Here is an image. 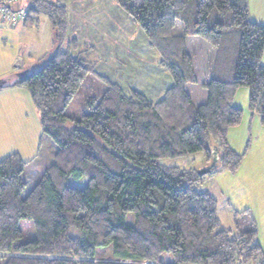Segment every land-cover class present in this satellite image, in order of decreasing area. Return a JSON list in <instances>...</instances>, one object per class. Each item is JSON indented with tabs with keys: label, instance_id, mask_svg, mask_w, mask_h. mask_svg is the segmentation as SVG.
Returning a JSON list of instances; mask_svg holds the SVG:
<instances>
[{
	"label": "trees",
	"instance_id": "1",
	"mask_svg": "<svg viewBox=\"0 0 264 264\" xmlns=\"http://www.w3.org/2000/svg\"><path fill=\"white\" fill-rule=\"evenodd\" d=\"M113 1L144 31L173 84L152 103L96 76L103 87L84 99L80 117L70 116L67 105L95 73L93 52L71 53L76 43L67 37L65 5L19 0L28 5L26 25L48 17L52 50L35 70L10 73L4 87L27 89L56 151L25 196L28 161L17 152L0 159V254L15 253L0 255V264H97L87 258L107 245L113 259L130 260L116 264H165L163 253L172 256L166 264H264L254 220L237 223L248 209L233 210L235 233L220 229L217 199L195 188L207 174L161 162L195 152L210 160L216 147L218 165L210 173H236L246 151L230 146L227 131L242 117L232 104L239 87L248 89L249 108L264 126V26L250 19L247 0ZM176 21L184 25L180 36L172 33ZM186 35L217 47L215 69L203 84L207 99L196 107L185 90L195 82ZM82 177L84 187L68 183ZM21 219L31 221L32 238L22 239Z\"/></svg>",
	"mask_w": 264,
	"mask_h": 264
},
{
	"label": "rangeland",
	"instance_id": "2",
	"mask_svg": "<svg viewBox=\"0 0 264 264\" xmlns=\"http://www.w3.org/2000/svg\"><path fill=\"white\" fill-rule=\"evenodd\" d=\"M139 2L140 0L137 1V4H139ZM40 19L42 20L39 22V36L37 37V41H34L35 43H33V45L30 42H24L25 37L21 31L12 33L6 29L0 28V79H4V81H6L7 76L13 72L25 69L30 71L35 70L41 66L42 57H45L51 52L52 47L50 46L49 51L44 53V55L41 54V58H39L36 63L29 66L26 65L33 60L37 54L36 52L44 50L45 47L43 46L49 42V39L52 40L46 26L47 23L50 22L48 21V17L46 15H40ZM180 23L182 25L179 27L180 29L182 27L183 34V23L181 21H176L175 24ZM48 25H50V23ZM188 36H194L195 38L190 40L192 42L191 44L188 43L187 46L186 38ZM184 39L185 51L190 57L192 70L197 75L195 77V82L190 80L186 82L185 90L189 95L191 105L196 107L199 104L204 103L207 99V90L203 87V84L207 82L204 76L212 75V72L215 69L217 47L211 45L209 42L196 35H186ZM76 49L77 52L81 50L78 45ZM91 57L96 59L95 54H92ZM17 61L19 64L24 63V66L20 67V70H12L13 63H17ZM159 66L163 71H166L169 74V72L160 64ZM102 87L103 83L100 79H98L95 75L88 74L67 105L65 109L66 113L72 117H80L85 110L84 99L87 98L88 95L97 94ZM241 89H245L246 91L248 90L246 87H239L237 89L238 92L236 91L232 98V104H238L240 106L239 108L242 109V117L238 125L232 126L228 129L227 139L230 140L229 137L231 136V139L235 140L238 133H240V135H243V133L245 134L244 139L240 136L237 141H231V147L236 152L245 153L246 151L245 156L247 154L249 155V153H254V173H250L246 176L244 173H241L238 177H245L242 178L241 181H238L237 177L230 176L231 173L229 172L231 181L228 182L226 187H223L220 185L219 178L209 182L210 175L212 174L209 172L210 174L207 173V175L201 179L199 184L195 185V188L198 191L206 190L217 199V215L220 221V229H231L234 231L233 233H235V222L233 220L234 216L232 215V212L233 210L242 211L244 208H247L248 212L244 213L243 216H238L237 223L239 224V227L242 228L244 225H251L253 219L257 229V240L264 250V137L260 135V132L256 131L255 125L253 121H251V113L248 112L253 111L249 108V92L247 96L246 92ZM165 92L156 100H153L152 103L161 99ZM250 121L251 124L249 123ZM251 131L253 133H257L255 135H251ZM55 151V143H53L47 135L41 132L39 112L32 104L27 89L19 86L1 87L0 159L4 158L11 152H17L20 154L22 159L28 161L22 173L26 183L22 196H25L29 192L35 182L39 179L46 166L53 161ZM210 161L211 157L209 160L203 152H195L180 157L164 158L161 160V162L166 165H175L180 168L187 169L193 168L196 171L207 166ZM222 178H224V176ZM86 182L87 180L84 177L80 179L69 178L68 180L70 185L77 187H84ZM233 182H235L234 186L232 185ZM227 213H230V215H227ZM132 221V215H127V222ZM19 227L21 229L22 239L26 240L34 236V229L30 220L21 219L19 221ZM0 255L15 256V253H2ZM78 259L79 258L77 257L72 258V260ZM87 259L97 262V264L130 262V260L120 261L113 259L111 245L98 247L95 257ZM161 261L165 264L169 263L172 261V256L168 253H163L161 254ZM144 263L149 264L151 262ZM152 264L158 263L152 262Z\"/></svg>",
	"mask_w": 264,
	"mask_h": 264
},
{
	"label": "crops",
	"instance_id": "3",
	"mask_svg": "<svg viewBox=\"0 0 264 264\" xmlns=\"http://www.w3.org/2000/svg\"><path fill=\"white\" fill-rule=\"evenodd\" d=\"M57 1L65 5L67 9V37L75 41L76 48L77 45L82 49L90 47V51L96 56L95 73L92 75L105 77L110 82L117 83L125 92L136 90L146 96L151 102L172 86L173 80L171 76L160 68L157 53L149 46L148 38L144 31L113 0ZM247 6L250 19L264 26V0H247ZM40 20L42 19L39 16L36 24L33 25H26L24 21L16 25H10L0 19V28L12 33L21 31L25 37L24 42H30L33 45L39 36ZM49 23L46 26L49 36L52 38L53 30L51 31L52 26L51 24L48 25ZM180 25L182 24H175L172 28L174 35L182 34ZM194 38V36L186 38L187 46L188 43L191 44L192 41L190 40ZM50 46L52 47V40L49 39V42L43 46L45 47L44 50L36 52L37 54L33 60L26 65L29 66L36 63L41 58V54L44 55V53L49 51ZM76 48L71 51L73 55L77 53ZM261 62L264 64V50ZM22 66H24V63L19 64L17 61V63H13L12 70H20ZM194 75L195 77L197 76L195 72ZM204 77L208 81L211 75H205ZM241 90L246 92L248 96V90ZM235 106L240 107L238 104ZM248 112L251 113V121H253L256 131L260 132V135L264 137V126L260 123L259 115L255 111ZM251 121L249 122L250 124ZM256 133L252 132L251 135ZM240 136L244 139L245 134L240 135L238 133L235 140H232L230 136V140L227 139L230 146L231 141H237ZM254 156V153L247 154L235 174L230 175L229 172L222 170L212 173L209 182L219 178L220 185L226 187L228 182L231 181L230 176H236L237 180L241 181L246 175L254 173ZM241 173H244L245 176L239 178L238 176ZM223 176L224 178H222ZM234 183H232L233 186ZM227 215H230V213H227Z\"/></svg>",
	"mask_w": 264,
	"mask_h": 264
},
{
	"label": "built area",
	"instance_id": "4",
	"mask_svg": "<svg viewBox=\"0 0 264 264\" xmlns=\"http://www.w3.org/2000/svg\"><path fill=\"white\" fill-rule=\"evenodd\" d=\"M19 0H0V19L10 25H16L27 17L28 6L20 5Z\"/></svg>",
	"mask_w": 264,
	"mask_h": 264
},
{
	"label": "water",
	"instance_id": "5",
	"mask_svg": "<svg viewBox=\"0 0 264 264\" xmlns=\"http://www.w3.org/2000/svg\"><path fill=\"white\" fill-rule=\"evenodd\" d=\"M26 71H30V70H22V71H18L16 72V76H20L23 75L24 73H26ZM5 81L4 79H0V88L4 87ZM218 165V151L217 148L214 147L211 150V161L209 162V164L207 166H205L204 168L198 170V174L203 175V174H207L209 172H211L214 168H216V166Z\"/></svg>",
	"mask_w": 264,
	"mask_h": 264
}]
</instances>
